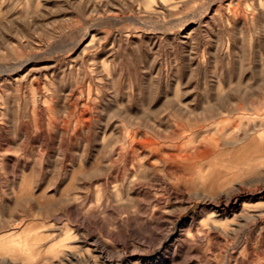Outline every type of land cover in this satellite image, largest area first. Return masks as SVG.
Here are the masks:
<instances>
[{
    "label": "rangeland",
    "instance_id": "rangeland-1",
    "mask_svg": "<svg viewBox=\"0 0 264 264\" xmlns=\"http://www.w3.org/2000/svg\"><path fill=\"white\" fill-rule=\"evenodd\" d=\"M259 132L264 0H0V264H264L150 148L264 168Z\"/></svg>",
    "mask_w": 264,
    "mask_h": 264
},
{
    "label": "bare ground",
    "instance_id": "bare-ground-1",
    "mask_svg": "<svg viewBox=\"0 0 264 264\" xmlns=\"http://www.w3.org/2000/svg\"><path fill=\"white\" fill-rule=\"evenodd\" d=\"M203 139H206V137L201 135V138L198 140ZM253 139H264V132L258 134ZM151 143L153 145L156 144L154 141H151ZM150 148L155 152V162L161 163L163 165L162 169L165 171L164 174H161L162 172L157 173L156 177L165 185L170 196L176 198L181 203H188L191 198L198 199L197 207L206 211V222L220 227L226 234L237 224L244 225L249 220L264 216V198H259L260 200H256L255 198V193H258V190L264 191V168H262L260 163L251 162L247 158L248 154L243 153L240 163L238 162L239 165L236 163L234 165L230 163V159L229 161L224 160L223 154L225 152L215 153L214 149L206 146L190 145L188 147L187 144L180 143L176 144L172 149L167 148L168 150H164L159 146H151ZM261 148L263 149L264 147L262 146ZM152 156H149V159ZM173 173L177 174L181 181L174 182V180L169 179ZM221 217L226 219L225 222L221 224L217 223V219L219 220ZM255 229L254 227V229L248 230L249 239L252 242L253 240L264 242V231L260 235L255 232ZM148 231L152 232L151 229ZM143 234L150 237V235ZM247 253V258L242 259L237 264H258L252 260L254 251L250 249Z\"/></svg>",
    "mask_w": 264,
    "mask_h": 264
}]
</instances>
